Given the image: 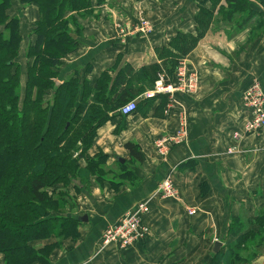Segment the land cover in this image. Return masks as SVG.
<instances>
[{"label":"crops","instance_id":"0c3cea01","mask_svg":"<svg viewBox=\"0 0 264 264\" xmlns=\"http://www.w3.org/2000/svg\"><path fill=\"white\" fill-rule=\"evenodd\" d=\"M220 5L225 6V0L215 6L212 0H131L125 8L126 18L133 19V14L141 12L151 19L154 32L149 37L120 39L102 7L98 17L83 24L78 48L62 58L58 79L75 75L92 88L102 73H107V86L95 104L103 108L121 98L136 101V111L127 117L118 115L117 110L107 112L87 152L90 158L99 151L107 155V166L115 172H110L109 178L121 171L111 168L118 167L117 159H124L132 178L121 180L117 190L109 181L99 185L95 175H90L83 187L78 178L68 185L75 204L69 214H87L88 221L78 226L81 234L77 240L59 241L49 264H210L230 249L237 236L249 230L264 233V226L254 223L256 213L264 207V129L243 135L236 142L239 153H226L234 142L232 134L241 132L250 116L242 106L244 89L258 82L264 92V25L257 17L243 23L224 22L220 17L215 20ZM256 6L264 13V0H252L250 7L256 10ZM200 8L211 10L213 20L183 56L187 66L198 72L199 87L192 95L177 94L166 113L170 101L165 95L145 99L143 93L152 87L160 70L171 68L173 59L164 51L174 52L170 41L179 32L197 33L195 15ZM36 9L17 7L15 12L30 26L38 19ZM34 40H28L26 46ZM183 115L186 143L173 145L168 155L160 156L154 143L175 133ZM126 142L137 145L143 155L141 163L129 162ZM85 162L82 158L77 161L81 168ZM172 168L176 169L173 179L178 201L156 194ZM142 200L149 201V237L125 250L113 244L101 247L104 228ZM188 208L196 213L188 215ZM241 213L245 216L243 230L234 235L229 227ZM216 240L222 244L217 255L212 252ZM54 242H58L56 237H50L31 245ZM257 261L259 257L250 263ZM217 262L221 264V260ZM0 264H4L2 255Z\"/></svg>","mask_w":264,"mask_h":264},{"label":"trees","instance_id":"16d2710c","mask_svg":"<svg viewBox=\"0 0 264 264\" xmlns=\"http://www.w3.org/2000/svg\"><path fill=\"white\" fill-rule=\"evenodd\" d=\"M19 1L24 5L34 3L39 18L32 26L35 40L27 50L32 62L27 64V76L20 93V64L16 61L21 40L20 17L10 18L6 10L11 0H0V25L3 26L0 29V252L5 255L6 264H49V256L61 239L80 237L78 226L81 222L76 219L77 215L69 214L75 204L67 190L57 188L59 190L51 195L48 190L59 185L66 189L76 178L83 187L90 175H95L100 184L109 181L117 190L121 180L132 178L131 171L126 169L127 161L120 162L121 171L108 180L107 174L113 171L107 166V155L99 151L87 157L97 129L107 119V112L117 110L128 99L121 98L113 106L103 108L95 104L107 86V73H102L92 88L85 80L81 83L77 76L71 75L61 81L52 94L62 58L79 45L81 28L75 25L73 15L83 18L89 15L94 9L91 0ZM218 1L212 0L214 6ZM250 4V0H225V6H219L214 18L243 23L257 17L258 23L264 25V13L252 9ZM67 13L71 14L67 16ZM211 20L212 11L200 8L195 15L197 33L179 32L170 41L174 52L164 50L173 59L171 68L165 69L167 72L171 73L177 60L196 45ZM70 25L76 26L74 33L68 29ZM103 100L107 98L104 96ZM77 142L82 152L73 158L70 150ZM136 146L132 142L124 144L130 163L143 161ZM83 153L88 158L85 168L77 163ZM95 167L98 168L96 172ZM64 207L71 210L64 212ZM254 223L264 226V207L256 213ZM242 225V220L235 218L230 231L237 235L243 230ZM262 236L260 231L252 230L237 236L230 249L223 256H215L210 264H219L217 260H221V264H231L234 256L245 257L241 253H248L252 248L255 249L251 255L260 256L259 249L264 245ZM50 237H56L58 242L40 248L31 245L34 240ZM248 240L241 252L236 250L241 242ZM254 240L258 242L250 247ZM251 259L245 262L248 264Z\"/></svg>","mask_w":264,"mask_h":264},{"label":"built area","instance_id":"2783aa9c","mask_svg":"<svg viewBox=\"0 0 264 264\" xmlns=\"http://www.w3.org/2000/svg\"><path fill=\"white\" fill-rule=\"evenodd\" d=\"M252 1V0H251ZM256 10H262L261 6H256ZM128 25H133L131 36L143 37L153 31V28L144 18H133L126 21ZM120 39H124L122 30ZM172 77L167 76L165 71L159 72L151 88L143 93V98L153 99L157 95H165L170 103L165 112L168 113L172 104L175 102L177 94L192 95L195 94L199 87V74L196 70L190 69L184 58H179V64L173 71ZM242 106L249 110L250 116L244 121L242 131H236L232 134L233 144L228 146L227 154H237L240 152L238 140L243 135L258 134L264 129V92L258 82H254L244 89L242 94ZM137 109L135 100H128L118 107L117 113L123 117L133 114ZM178 130L175 133L166 135L157 140L154 145L160 156L168 155L171 146H178L187 141V121L186 115L180 116ZM77 155H73L75 158ZM176 169L172 168L162 182L158 185L156 194L162 198L180 200L179 192L174 184V175ZM150 212L149 201L142 200L137 202L135 207L127 210L123 216L114 224L104 228L101 232V247L117 246L119 250L137 246L143 243L150 235V227L146 223V216ZM188 215L196 213L194 208L187 209ZM258 264H264V256Z\"/></svg>","mask_w":264,"mask_h":264},{"label":"rangeland","instance_id":"374dc122","mask_svg":"<svg viewBox=\"0 0 264 264\" xmlns=\"http://www.w3.org/2000/svg\"><path fill=\"white\" fill-rule=\"evenodd\" d=\"M130 1L131 0H91V3L93 4V7H94V9L92 10V12H90V14L89 15H86V17H82V16H78V15H76V16H74L73 14V19H74V23H75V25L76 26H79V28H82L83 27V24L86 22H88V21H90V20H92V18L93 17H98L99 15H100V7H102V9L104 10V15L106 16V18L107 19H111V23H113V28L115 29V31H116V34L120 37V32L123 30L124 32H125V34H123V37H124V39L126 38V37H128L129 35L131 36V33H132V27H133V25H128L127 24V18H126V12H125V8L127 9V8H129V5H130ZM30 6H36L34 3H29V4H22V3H20V1L19 0H11V6L8 8V10H6L7 11V14L9 15V17L11 18V17H14V16H18V17H20V20H18L19 22V30H20V32H21V40H20V44H19V51L17 52L18 54H17V56H16V61L20 64V83H21V87H20V93H22V89H23V86H24V80H25V78H26V76H27V64H29V63H31L32 62V58L30 57V58H28V55H27V50H28V48H29V46H30V44L29 45H27L26 46V42L28 41V40H32V38L34 39V34L32 33V29H31V31H30V27H32L33 26V24H32V26H31V24H30V26L28 25L29 24V21H27V19L25 20V18L24 17H21V15L20 14H16L17 12H15L16 11V8L17 7H19V8H21V10H25L26 9V7H29L30 8ZM37 7V6H36ZM38 9V8H37ZM36 9V11H37V14H38V18H39V10H37ZM26 11V10H25ZM28 11V13H29V10H27ZM99 13V14H98ZM71 13H67L66 15L68 16V15H70ZM82 17V18H81ZM132 17L133 18H144L145 20H147L148 22H150V24H151V26H152V28H153V31H149L150 33L147 35V37H149L150 35H152L153 34V32H154V23H153V21L151 20V19H149L147 16H145L143 13H141V12H139V13H136L135 15L133 14L132 15ZM72 19H70V21H71ZM35 22V21H34ZM71 24H73V22H71ZM28 25V26H27ZM74 25V24H73ZM76 26H72V25H70L69 26V30H70V32L71 33H74L75 31V29H74V27H76ZM3 26H1L0 25V29L2 28ZM74 36V35H73ZM32 37V38H31ZM63 38V37H62ZM61 38V39H62ZM64 39V38H63ZM34 44V43H33ZM59 46H60V44H59ZM78 48V47H77ZM77 49H75L74 51H72V52H70V53H68L67 55H69V54H71V53H74L75 51H76ZM175 64H179V59L177 60V62L175 63ZM171 65V64H170ZM177 66V65H176ZM61 67V66H60ZM174 68H176V67H174ZM162 71H165L166 72V74H167V76H169V77H172V75H173V71L171 72V73H169V72H167L165 69H162V70H160L159 72H162ZM57 80H59V79H57ZM61 82V81H60ZM51 91L52 90H50L47 94H50L51 93ZM76 148V149H75ZM75 148H73V149H71L70 151H71V155L73 156V155H79V153H81L82 151H81V144H80V142H77V144H76V147ZM74 158V157H73ZM75 158H77V156H75ZM90 158V157H89ZM78 159H81V158H78ZM82 159L83 160H85L86 162L85 163H87L88 162V158H86V156H85V153H83V155H82ZM125 161V160H124ZM111 168H119V167H111ZM97 169L98 168H94V172H96L97 171ZM94 174H96V173H94ZM104 175H106V174H104ZM106 177H110L108 174H107V176ZM112 178H114V176H112ZM70 185V184H69ZM99 185H102V184H100L99 183ZM57 188H63L64 190H67L66 192L67 193H71L70 191V189H69V187H66V189L62 186V185H59L58 187L57 186H55V189H49L48 190V194H50L51 195V193L53 194V192H55V191H57V190H59V189H57ZM74 209H75V206H74ZM74 209H72V211L74 210ZM69 210H71V208H69ZM68 209H67V207H64L63 208V211L64 212H66V211H69ZM62 211V212H63ZM240 219L242 220V221H244L245 222V216L243 215V213H241L240 214ZM264 234V233H263ZM263 237V239H264V236H262ZM57 239V238H56ZM42 240V239H41ZM36 240H34V241H32L31 243H33V242H35ZM249 242V240L248 241H244L243 243L241 242L240 243V245L239 246H237V248H236V250H240V252L244 249V245L246 244V243H248ZM256 242H258L257 240H254L252 243H251V246L250 247H254L255 246V244H256ZM61 244H60V242H59V244H58V246L57 247H59ZM35 246V245H34ZM36 248H40V247H42V246H39V247H37V246H35ZM56 247V248H57ZM253 249H255V248H252L248 253H241V254H245L246 256L244 257H241V256H234V258L232 259V263L231 264H243V262H245V261H247V260H249V259H251L250 257L252 256V257H254V260H256L258 257H259V261H257L256 263H253V264H258L260 261H261V259L263 258V256H264V245H263V247H261L259 250H260V252H261V254H260V256H258V255H256V256H253V255H251L252 254V250ZM256 251H258V249H256ZM52 253V252H51ZM0 255H2V257H3V262H4V264H6V259H5V255L3 254V253H1L0 252ZM51 255V254H50ZM50 257V256H49ZM254 260H252L251 259V261H254ZM50 261V260H49ZM30 264H40L39 262H33V263H30ZM245 264H247V263H245ZM248 264H251V263H248Z\"/></svg>","mask_w":264,"mask_h":264},{"label":"water","instance_id":"95a60500","mask_svg":"<svg viewBox=\"0 0 264 264\" xmlns=\"http://www.w3.org/2000/svg\"><path fill=\"white\" fill-rule=\"evenodd\" d=\"M60 83L61 82L59 80H56V82L54 84V88H53V91H52L53 93L52 94H54L56 92V90L58 89ZM117 160L119 161V163L120 162L124 163V159H122V158H118ZM75 217H76V219H78L79 222H87L88 221L87 214H81V215H77ZM221 246H222L221 242L216 240L214 242V244H213L212 252L215 253V254L218 253Z\"/></svg>","mask_w":264,"mask_h":264}]
</instances>
